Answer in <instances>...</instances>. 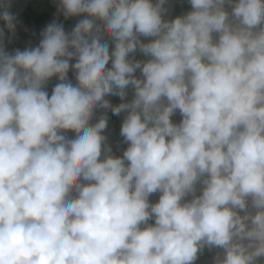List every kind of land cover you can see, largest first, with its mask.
Listing matches in <instances>:
<instances>
[{
  "label": "clouds",
  "instance_id": "1",
  "mask_svg": "<svg viewBox=\"0 0 264 264\" xmlns=\"http://www.w3.org/2000/svg\"><path fill=\"white\" fill-rule=\"evenodd\" d=\"M188 2L59 0L9 52L0 0V264H261L264 0Z\"/></svg>",
  "mask_w": 264,
  "mask_h": 264
},
{
  "label": "crops",
  "instance_id": "2",
  "mask_svg": "<svg viewBox=\"0 0 264 264\" xmlns=\"http://www.w3.org/2000/svg\"><path fill=\"white\" fill-rule=\"evenodd\" d=\"M58 2L59 0H11L12 7L10 10L17 16L18 22L14 36H11L6 30V50L12 52L15 49H20L22 51L26 47L37 46L41 38L40 33L53 20L62 23L66 31H71L77 21L84 18L81 16L65 19L63 15L59 14L57 11ZM166 7H168V13L165 16L166 19L175 18V16L185 14L191 10L188 0H168ZM3 27L4 22L0 20V28ZM9 36H11L10 41L7 39ZM136 58L145 59L140 53L136 54ZM56 83H58V80L55 77L49 81L45 89L49 95H51L52 88ZM128 98H131V92H129ZM112 102L116 104L119 100L116 97H112ZM122 118V116L117 117L110 113L109 125L106 132L108 143L111 145L115 155H122L123 149L127 147L126 144L122 143L123 138L119 134ZM172 119L174 122L178 123L181 117L179 113H177ZM68 135L71 137L74 134L68 133ZM149 199L151 202L155 203L159 199V193L153 194ZM216 251L215 249L210 251L206 248L204 252L199 255L196 264H212ZM261 264H264V258H261Z\"/></svg>",
  "mask_w": 264,
  "mask_h": 264
},
{
  "label": "built area",
  "instance_id": "3",
  "mask_svg": "<svg viewBox=\"0 0 264 264\" xmlns=\"http://www.w3.org/2000/svg\"><path fill=\"white\" fill-rule=\"evenodd\" d=\"M71 63H74V61H72ZM68 76H69V79H70L73 83H75L74 75H73V72L71 71V69H70V71H69V73H68Z\"/></svg>",
  "mask_w": 264,
  "mask_h": 264
}]
</instances>
